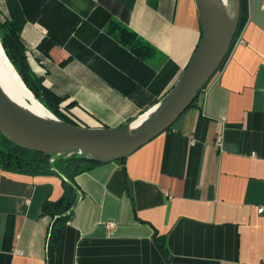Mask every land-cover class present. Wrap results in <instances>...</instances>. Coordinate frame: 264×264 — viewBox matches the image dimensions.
Here are the masks:
<instances>
[{"label":"crops","instance_id":"0c3cea01","mask_svg":"<svg viewBox=\"0 0 264 264\" xmlns=\"http://www.w3.org/2000/svg\"><path fill=\"white\" fill-rule=\"evenodd\" d=\"M8 1L0 25L11 19ZM20 3L27 61L49 92L42 98L86 128L147 115L202 33L195 0ZM113 22L152 50L136 51L111 33ZM238 37L244 44L168 130L75 176L79 199L59 244H49L53 219L42 207L62 197V177L0 167V264H264V0H242ZM46 38L48 54L39 48Z\"/></svg>","mask_w":264,"mask_h":264},{"label":"water","instance_id":"95a60500","mask_svg":"<svg viewBox=\"0 0 264 264\" xmlns=\"http://www.w3.org/2000/svg\"><path fill=\"white\" fill-rule=\"evenodd\" d=\"M200 41L180 79L139 125L86 128L51 122L15 106L0 89V132L20 147L56 155H78L98 163L122 160L168 130L190 108L227 58L237 34L242 0H195ZM60 151H64L61 152Z\"/></svg>","mask_w":264,"mask_h":264},{"label":"trees","instance_id":"16d2710c","mask_svg":"<svg viewBox=\"0 0 264 264\" xmlns=\"http://www.w3.org/2000/svg\"><path fill=\"white\" fill-rule=\"evenodd\" d=\"M8 5L11 19L0 25V36L3 47L17 66L27 86L34 92L36 98L40 99L42 104H45L44 106L55 116L65 122L76 125V123L60 111L59 102L54 104L48 103L42 98V95H45L44 97L47 98L49 92L43 85V79L32 74L27 61L25 46L21 40V31L28 19L26 7L20 3V0H9ZM110 30L111 33L119 34L125 43L135 45V50L139 53L146 54L149 50H152L143 40L137 39V36L131 30L117 22L111 24ZM239 30L240 24L235 38L238 37ZM49 44L53 45V42L46 38L40 43L39 48L48 54ZM233 45L234 41L232 47ZM202 91H200L198 97ZM125 159H122V161ZM96 163L98 162L81 159L78 155L45 154L29 150L15 144L0 132V167L2 169L30 174L56 173L62 177L65 183V191L62 197L55 201L46 200L42 207V214L49 215L53 219L49 238V244L51 245L59 244L61 241L65 224L71 217L70 212L79 199H77V189L74 183L75 176L90 169ZM157 239L161 240L162 247L168 250L166 238L161 236L157 237Z\"/></svg>","mask_w":264,"mask_h":264},{"label":"bare ground","instance_id":"6f19581e","mask_svg":"<svg viewBox=\"0 0 264 264\" xmlns=\"http://www.w3.org/2000/svg\"><path fill=\"white\" fill-rule=\"evenodd\" d=\"M219 1L225 4L228 8V0ZM4 54L5 52L0 41V89L5 94V96L19 109L32 116L46 121L61 122L62 120L55 116L49 109H47L27 88L19 74L13 68L12 64L8 62V60L6 61V63L7 67L9 68H4L2 66ZM5 57L7 58L6 55ZM2 69H6V71ZM145 115L135 122L133 121L132 123H130L129 127L132 129L139 125L145 118ZM61 152L64 151H60V153Z\"/></svg>","mask_w":264,"mask_h":264},{"label":"built area","instance_id":"2783aa9c","mask_svg":"<svg viewBox=\"0 0 264 264\" xmlns=\"http://www.w3.org/2000/svg\"><path fill=\"white\" fill-rule=\"evenodd\" d=\"M244 40H243V38H239V37H236L235 39H234V45L235 44H244ZM223 136L222 135H219V136H217V138H216V141H215V146L218 148V149H220V150H222V148H223ZM258 211L260 212V213H264V206H260L259 208H258ZM17 253H22V251L21 250H15Z\"/></svg>","mask_w":264,"mask_h":264},{"label":"rangeland","instance_id":"374dc122","mask_svg":"<svg viewBox=\"0 0 264 264\" xmlns=\"http://www.w3.org/2000/svg\"><path fill=\"white\" fill-rule=\"evenodd\" d=\"M0 41H1V44H2V47H3V43H2V38H1V36H0ZM3 49H4V52H5V54H4V59H3V61H2V66L4 67V68H9V67H7V63H6V61L8 60V62L10 63V64H12V66H13V68L16 70V72L19 74V76L21 77V79H22V81L24 82V84L27 86V84L25 83V81L23 80V78H22V76H21V74H20V72H19V70H18V68H17V66L15 65V63L11 60V58L9 57V55H8V53H7V51H6V49L3 47ZM5 55L7 56V58L5 57ZM2 70H4V71H6V69H2ZM27 88L34 94V92L27 86ZM34 96H35V94H34ZM36 97V96H35ZM39 101H40V99H38ZM41 102V101H40ZM42 103V102H41ZM43 105H45V104H43ZM46 107V106H45ZM47 108V107H46ZM48 109V108H47ZM59 118V117H58ZM62 120V119H61Z\"/></svg>","mask_w":264,"mask_h":264}]
</instances>
